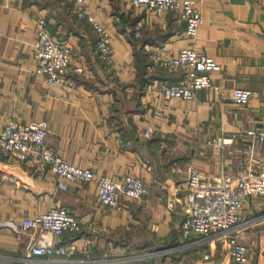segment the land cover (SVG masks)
<instances>
[{
	"label": "crops",
	"instance_id": "obj_1",
	"mask_svg": "<svg viewBox=\"0 0 264 264\" xmlns=\"http://www.w3.org/2000/svg\"><path fill=\"white\" fill-rule=\"evenodd\" d=\"M202 15L193 40L171 12L152 15L123 0H87L89 11L111 35L114 65L94 53L92 26L76 19L65 0H0V129L8 120H45L46 144L68 162L95 176H138L148 188L139 199L120 198V208L98 202L94 182L57 188L48 169L0 156V255L25 256L32 232L21 220L62 206L80 228L59 240L69 247L65 264H235L220 243L191 246L182 238L186 178L191 168L205 178L222 174L234 184L241 173L264 161V140H244L247 129L264 133V0H194ZM72 51L84 68L75 86L49 88L34 73L36 23ZM142 22L140 38L131 32ZM191 46L214 57L220 70L212 86L192 100H165L153 85L178 74L162 57ZM235 87L252 90L245 106L235 105ZM150 129L153 133L144 135ZM234 137L229 144L213 140ZM254 150V151H253ZM238 238L248 264H264V197H249L240 212ZM46 235L40 242L55 243ZM209 254L205 259L203 255Z\"/></svg>",
	"mask_w": 264,
	"mask_h": 264
},
{
	"label": "built area",
	"instance_id": "obj_2",
	"mask_svg": "<svg viewBox=\"0 0 264 264\" xmlns=\"http://www.w3.org/2000/svg\"><path fill=\"white\" fill-rule=\"evenodd\" d=\"M71 3L76 19L92 26L96 35L94 53L105 67L114 65L111 35L89 11L87 0H65ZM124 4L136 10L152 15L171 12L177 22H183L185 29L181 37L193 40L202 23V15L194 0H123ZM36 39L33 42L32 57L35 62L34 73L42 77L49 88L57 85L75 86L71 77L82 74L84 68L71 61V49L56 40L49 31L47 22L40 18L36 23ZM142 22L133 24L131 32L140 38ZM162 67L175 71L178 78L168 83L155 81L154 86L165 100H192L195 91L212 86V74L220 70V63L212 56L185 46L175 54L161 58ZM264 91V85H262ZM252 90L235 87L231 92L235 105L248 104ZM48 125L45 120L19 123L8 120L0 129V156L13 157L36 169H48L55 177L56 186L67 190L77 182H94L98 202L109 208H120V198L139 199L148 194L144 182L133 174L118 177L95 176L90 168L68 162L55 149L45 142ZM153 133L146 129L145 136ZM238 136L244 140H264V133L256 129L241 131ZM234 137L219 136L214 143L224 145ZM254 151V150H253ZM249 168L238 176L234 184L231 176L222 174L215 179L205 178L197 169L191 168L186 178L185 216L181 229L182 238L188 245L203 246L208 243H220L227 249L228 259L235 264H248L249 255L245 244L238 238L241 226L240 212L249 197H264V161ZM7 180V177H0ZM80 220L62 206H53L49 210L33 214L21 220V229L31 231L32 239L25 256L0 255V264H65L62 256H68L69 247L59 238L64 233L79 230ZM53 235L55 243L40 242L46 235ZM205 259L209 254L203 255Z\"/></svg>",
	"mask_w": 264,
	"mask_h": 264
}]
</instances>
